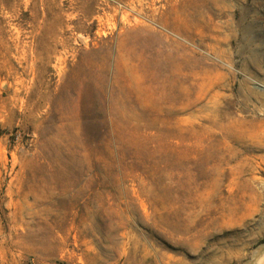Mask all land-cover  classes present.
I'll list each match as a JSON object with an SVG mask.
<instances>
[{
	"label": "rangeland",
	"instance_id": "374dc122",
	"mask_svg": "<svg viewBox=\"0 0 264 264\" xmlns=\"http://www.w3.org/2000/svg\"><path fill=\"white\" fill-rule=\"evenodd\" d=\"M264 0H0V264H256Z\"/></svg>",
	"mask_w": 264,
	"mask_h": 264
},
{
	"label": "bare ground",
	"instance_id": "6f19581e",
	"mask_svg": "<svg viewBox=\"0 0 264 264\" xmlns=\"http://www.w3.org/2000/svg\"><path fill=\"white\" fill-rule=\"evenodd\" d=\"M256 264H264V253L258 258Z\"/></svg>",
	"mask_w": 264,
	"mask_h": 264
},
{
	"label": "crops",
	"instance_id": "0c3cea01",
	"mask_svg": "<svg viewBox=\"0 0 264 264\" xmlns=\"http://www.w3.org/2000/svg\"><path fill=\"white\" fill-rule=\"evenodd\" d=\"M264 253V250L260 251L259 257ZM258 257V258H259Z\"/></svg>",
	"mask_w": 264,
	"mask_h": 264
}]
</instances>
